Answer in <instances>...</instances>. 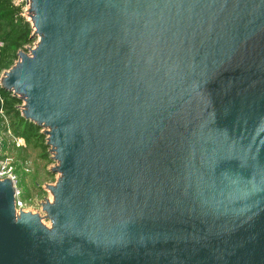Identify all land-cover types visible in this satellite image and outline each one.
Returning a JSON list of instances; mask_svg holds the SVG:
<instances>
[{"label":"water","instance_id":"1","mask_svg":"<svg viewBox=\"0 0 264 264\" xmlns=\"http://www.w3.org/2000/svg\"><path fill=\"white\" fill-rule=\"evenodd\" d=\"M0 87L45 128L51 201L0 180V264H264V0H26Z\"/></svg>","mask_w":264,"mask_h":264},{"label":"trees","instance_id":"2","mask_svg":"<svg viewBox=\"0 0 264 264\" xmlns=\"http://www.w3.org/2000/svg\"><path fill=\"white\" fill-rule=\"evenodd\" d=\"M20 6H15L13 0H0V71L8 69L15 60V54L24 44L31 41L32 28L30 23L19 15ZM20 98L0 87V110L6 116L11 134L14 137L24 139L29 148L38 149V157L48 161L49 151L45 135L40 131L41 127L22 117L21 111L16 109ZM4 128L3 117L0 115V130ZM5 149H15L17 155L14 158L16 171L21 169L20 163L27 162V155L22 151L24 146L17 147L11 137L4 138ZM52 162V160H49Z\"/></svg>","mask_w":264,"mask_h":264},{"label":"rangeland","instance_id":"3","mask_svg":"<svg viewBox=\"0 0 264 264\" xmlns=\"http://www.w3.org/2000/svg\"><path fill=\"white\" fill-rule=\"evenodd\" d=\"M19 6H20L19 12L22 13L19 15L25 18V20H27L30 23L33 34L34 33L33 25L28 20L29 19L28 15L30 16V12H26V0L20 2ZM33 43H35V36L32 37L29 43L24 44V46L19 50H23L24 52H26L28 46H32ZM20 101L21 102L19 104L22 103L21 99ZM2 131L3 129L0 130V133H2ZM42 133H44V131H42ZM24 147L25 149L22 151V154L25 153L27 155L26 157L28 159L27 164L29 166L28 167L29 171H25L24 169H20L17 171V185L22 190V198L27 203H29L28 207L30 208V211L34 210L35 213H39L41 215V220L43 224H45L46 226H50V222L45 218V213L41 209L40 202L46 198H49L50 196V193L43 187V185L46 183L47 184L55 183V174L49 169V166L53 163V160L51 162L49 160L47 161L45 159H41L37 156L38 149L29 148L25 144ZM4 150H6L5 147ZM7 152L9 155L13 156L14 158L17 155L16 154L17 151L12 148H8Z\"/></svg>","mask_w":264,"mask_h":264},{"label":"built area","instance_id":"4","mask_svg":"<svg viewBox=\"0 0 264 264\" xmlns=\"http://www.w3.org/2000/svg\"><path fill=\"white\" fill-rule=\"evenodd\" d=\"M22 1L23 0H13V4L15 6H19L20 2H22ZM19 14H22V13L19 12ZM27 19H28V17H27ZM34 46H35V43H33L32 46H28V49H26V50H31L34 48ZM2 47H3V42L0 41V48H2ZM6 70L7 69H3L0 71V78L3 76V74ZM19 110L22 111V109H19ZM21 114H22V112H21ZM0 115L3 117V120H4L3 121L4 122V128H3L2 133H0L3 135V136L0 135V180H3L5 178L9 177V179L12 181V185L14 187V208H15L16 214H19L20 211L35 213L34 210L30 211V208L28 207L29 203H27L22 198V190L17 185V171L15 169L14 157L9 155L7 152V149L4 150V146H3L4 145V138H6V136L11 137L13 142L15 143V146H17V147L24 146V144H25L24 139L21 137H14L11 134V131L9 129L7 118L1 110H0ZM44 130H45V128L41 127L40 131L42 132ZM48 151H49V149H48ZM19 165H21V169H24L25 171H29V168H28L29 166H28L27 162L20 163ZM46 185H50V184L46 183ZM43 187L50 193L49 198H46V200L51 201L52 200L51 192L49 191L48 187L45 186V184L43 185ZM46 200L45 199L42 200V203ZM42 203L40 202V205ZM41 209H42V207H41ZM37 214H39V213H37Z\"/></svg>","mask_w":264,"mask_h":264},{"label":"bare ground","instance_id":"5","mask_svg":"<svg viewBox=\"0 0 264 264\" xmlns=\"http://www.w3.org/2000/svg\"><path fill=\"white\" fill-rule=\"evenodd\" d=\"M29 16V15H28ZM48 227V226H47Z\"/></svg>","mask_w":264,"mask_h":264}]
</instances>
